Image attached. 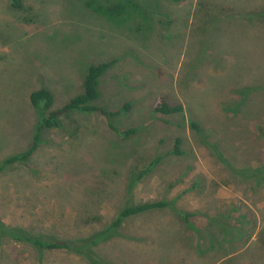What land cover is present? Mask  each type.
Returning a JSON list of instances; mask_svg holds the SVG:
<instances>
[{
    "label": "rangeland",
    "instance_id": "rangeland-1",
    "mask_svg": "<svg viewBox=\"0 0 264 264\" xmlns=\"http://www.w3.org/2000/svg\"><path fill=\"white\" fill-rule=\"evenodd\" d=\"M22 1L14 10L0 0V163L31 144L30 91L48 89L56 111L81 93L89 66L111 60L94 105L129 104L112 123L136 133L121 139L100 113L62 116L27 162L0 175V221L90 239L124 207L164 201L127 219L96 255L115 264H264V185L230 170L264 164V23L254 17L264 0ZM158 97L183 114H154ZM0 264L91 263L11 241Z\"/></svg>",
    "mask_w": 264,
    "mask_h": 264
},
{
    "label": "trees",
    "instance_id": "trees-1",
    "mask_svg": "<svg viewBox=\"0 0 264 264\" xmlns=\"http://www.w3.org/2000/svg\"><path fill=\"white\" fill-rule=\"evenodd\" d=\"M9 5L14 10L23 9L22 0H7ZM174 3H180L185 0H172ZM126 7H114V12L120 15ZM104 14L108 16L107 18H114L116 15L113 13V9L104 8L101 9ZM123 14V13H122ZM254 13H252L253 15ZM255 19H258L264 23V9L254 15ZM115 60L99 63L96 65H91L88 67L86 74L82 81V91L80 94L70 99L66 104H64L60 109L54 111L51 110L53 96L52 93L45 88H39L30 91L28 95V103L34 109L37 114V124L35 127L34 134L32 136V141L29 148L21 153L11 155L5 158L0 163V175H2L8 168L14 165L27 162L38 150L41 142V134L43 130L58 129L61 127V117L66 116L70 113H80L84 115H89L92 113H100L101 116L106 119L107 126L109 129L114 131L121 139H128L136 133V128L122 129L119 130L115 128L112 120L122 113H126L130 110L129 104H124L117 111H109L103 107H98L94 105V102L99 98V84L100 79L114 66ZM152 112L154 114L173 116L181 115L184 112V107L181 104L171 105L163 97H158L153 106ZM191 129L198 131L199 128L193 121L189 122ZM181 139L176 138L173 146V154L180 156L182 153L180 151ZM158 158L154 160L151 167L147 169L144 173L137 175V181L139 182L144 175H146L151 169L155 167ZM231 165L229 164L228 167ZM231 173L234 177L238 178L239 182L252 184L253 187L261 186L264 182V164H259L254 167H242V168H231ZM137 182V183H138ZM168 207V204L164 201H150L145 203H139L135 206H126L121 209L115 218L109 223V225L102 231L94 235V237L88 239L84 237L73 238H56V237H41L29 233L27 230L20 227H10L4 222L0 221V255L2 249L6 244L11 241L16 243L28 244L36 254L41 255L45 252H65L66 254H71L84 258L88 260L91 264H115L114 262H109L108 260H101L99 256L96 255L95 248L99 242L103 240L110 239L111 237H116L118 235V230L122 227L124 222L134 216L141 215L150 211L162 210ZM179 216L183 221L189 222L191 216L190 213H181ZM86 219L84 220V222ZM191 226V224L189 225ZM211 240V236L208 237ZM99 259V260H98Z\"/></svg>",
    "mask_w": 264,
    "mask_h": 264
},
{
    "label": "crops",
    "instance_id": "crops-1",
    "mask_svg": "<svg viewBox=\"0 0 264 264\" xmlns=\"http://www.w3.org/2000/svg\"><path fill=\"white\" fill-rule=\"evenodd\" d=\"M244 167V166H243ZM239 168H242V167H239ZM263 185H264V182H263Z\"/></svg>",
    "mask_w": 264,
    "mask_h": 264
}]
</instances>
